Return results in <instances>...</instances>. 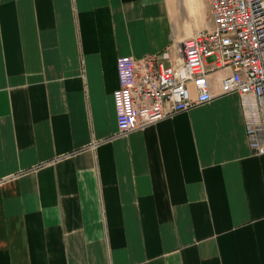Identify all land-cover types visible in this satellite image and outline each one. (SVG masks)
<instances>
[{"label":"crops","instance_id":"obj_1","mask_svg":"<svg viewBox=\"0 0 264 264\" xmlns=\"http://www.w3.org/2000/svg\"><path fill=\"white\" fill-rule=\"evenodd\" d=\"M211 25L209 0H0V264H264L232 67L212 100L118 130V57Z\"/></svg>","mask_w":264,"mask_h":264},{"label":"built area","instance_id":"obj_2","mask_svg":"<svg viewBox=\"0 0 264 264\" xmlns=\"http://www.w3.org/2000/svg\"><path fill=\"white\" fill-rule=\"evenodd\" d=\"M212 25L165 52L120 55L114 103L119 132L143 128L213 99L209 72L232 67L221 93L240 96L247 137L264 153V0H209Z\"/></svg>","mask_w":264,"mask_h":264}]
</instances>
